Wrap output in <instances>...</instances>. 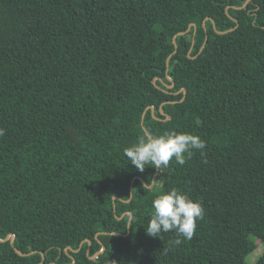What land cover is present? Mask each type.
<instances>
[{
  "label": "trees",
  "instance_id": "16d2710c",
  "mask_svg": "<svg viewBox=\"0 0 264 264\" xmlns=\"http://www.w3.org/2000/svg\"><path fill=\"white\" fill-rule=\"evenodd\" d=\"M247 1L0 0V264H248L264 247V0ZM172 131L205 149L156 178L124 155ZM173 188L204 210L180 246L145 231Z\"/></svg>",
  "mask_w": 264,
  "mask_h": 264
},
{
  "label": "clouds",
  "instance_id": "9594fccd",
  "mask_svg": "<svg viewBox=\"0 0 264 264\" xmlns=\"http://www.w3.org/2000/svg\"><path fill=\"white\" fill-rule=\"evenodd\" d=\"M0 135H3V129H0ZM205 146V141L197 135L172 131L141 137L137 143L124 150V155L140 171L153 165L160 170L166 168L173 158L177 164L183 165L185 154L190 157L192 150L203 152ZM152 208L154 211L145 229L146 234L161 238L162 233L173 231L176 239L172 244L175 246L192 239L197 221L202 218L204 211L199 201L175 188L157 195L152 200Z\"/></svg>",
  "mask_w": 264,
  "mask_h": 264
},
{
  "label": "water",
  "instance_id": "95a60500",
  "mask_svg": "<svg viewBox=\"0 0 264 264\" xmlns=\"http://www.w3.org/2000/svg\"><path fill=\"white\" fill-rule=\"evenodd\" d=\"M250 1H251V0H248V1L246 2V4L244 5L243 8H246V7L248 6V4H249ZM192 26H195V25L192 24V25L188 28L187 32L179 33V34H177V35L174 37V43H175V46H176V50H175L174 54H176L177 51H178L177 43H176V37H177V36H183V35H186L188 32H190ZM214 27H215V26H214ZM195 28H196V26H195ZM216 32L219 33V34H223L222 32L217 31V30H216ZM208 39H209V36L207 35V36H206L205 43L203 44L200 53H201V52L203 51V49L205 48V46H206V44H207V42H208ZM193 41H194V40H193ZM193 46H194V42H193ZM192 48H193V47H192ZM192 48H191V51H192ZM191 51H190V52H191ZM168 61H169V60H168ZM167 66H168V68H169V62H168V64H167ZM168 71H169V69L167 70V77L169 76V75H168ZM168 78H169V77H168ZM168 87H169V86H168ZM172 87H173V86H172ZM182 91H184V93L186 94V91H185V90H182ZM182 91H180V92H182ZM151 109H152V111H154V108H153V107H152ZM164 115H165V113H164ZM167 118H168V116H167ZM143 120H144V118H143ZM148 136H150V135L148 134ZM158 171H159V169L157 170V173H156V175H155V178H156V176H157V174H158ZM155 178H154L152 184H151L150 186H148V188H150V189L153 188V186H154V184H155ZM132 198H133V187H131V197H130V200H131ZM130 200H129V201H130ZM115 211H116V210H115ZM129 214H130V216H131V217H130V221H129V229H130V225H131V221H132V214H131V213H129ZM122 218H123V217H122ZM122 218H120V219H122ZM113 234H115V235H120V234H118V233H113ZM14 240H15V235L11 234V235H10L8 238H6L5 240L0 239V242H3V243H5V242H10V243L12 244V246H13V245H14ZM88 242H89V244H90V241H89V240H88ZM83 245H84V242L80 245L79 249L75 250V249H73V248L70 247V248L66 249V252L68 253L69 251H71V252H73V253H79V252L82 250ZM102 246H103V247H102V250H101V251L95 253L93 256H90L91 259L98 258L102 253H104V251L106 250V247H105L104 245H102ZM15 251H16V253H17L18 255L23 256V257H24V256H30V255L34 254V252H33V253H29V254H24V253H22L20 250H18L17 248H15ZM87 254H88V255L90 254V248H88V250H87ZM70 256H71V255H70ZM43 258H44V257H43ZM71 258L74 260L73 264H75V258H74V256H71Z\"/></svg>",
  "mask_w": 264,
  "mask_h": 264
},
{
  "label": "rangeland",
  "instance_id": "374dc122",
  "mask_svg": "<svg viewBox=\"0 0 264 264\" xmlns=\"http://www.w3.org/2000/svg\"><path fill=\"white\" fill-rule=\"evenodd\" d=\"M263 248H264L263 245L260 242H258L257 250L247 258L248 264H253L257 261L258 257L261 255L263 251Z\"/></svg>",
  "mask_w": 264,
  "mask_h": 264
}]
</instances>
